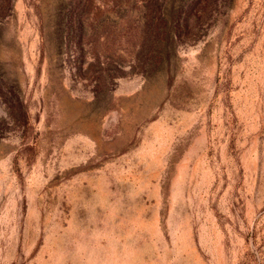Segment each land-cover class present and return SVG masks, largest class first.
<instances>
[{"label": "rangeland", "instance_id": "1", "mask_svg": "<svg viewBox=\"0 0 264 264\" xmlns=\"http://www.w3.org/2000/svg\"><path fill=\"white\" fill-rule=\"evenodd\" d=\"M5 1L0 264H264V0Z\"/></svg>", "mask_w": 264, "mask_h": 264}, {"label": "trees", "instance_id": "2", "mask_svg": "<svg viewBox=\"0 0 264 264\" xmlns=\"http://www.w3.org/2000/svg\"><path fill=\"white\" fill-rule=\"evenodd\" d=\"M119 1L120 0H114V2H112V6L113 7L120 6L121 4L119 3ZM171 1L174 2L177 0H171ZM211 1H215V0H208L206 5L212 6ZM142 2L144 3L145 8H146V10L144 11L145 19L146 18L149 19L151 16L150 22L151 24L153 22L154 26L152 24V27L150 26L151 28L149 29L144 28L145 29L143 31L144 37H143V43L141 45V48L145 52H143L142 50L140 52V55H138V57L140 60L144 56L145 53H151V56L149 57L147 61L148 66H151L152 62L154 61L152 54L153 52L157 53V45L159 44V39L161 38V36H166L169 42L168 44L170 45L171 41L173 43V40H176L177 38L180 37V32L186 33L187 30L189 32V27H191V29L193 28L192 26L194 25L195 20L194 18L192 19V16L189 13V10L190 9L193 10L194 6L193 5L189 6L188 7L189 10L187 11V9H184V7H182L181 3H180L181 5L180 8H177V6L175 5V2L172 7L169 6V3L164 4V5L159 4L160 0H142ZM177 2H180V1H177ZM4 3H6V1L0 4V34H1L2 25L4 22L1 16L2 10L5 7ZM78 10H80V7ZM80 14H82V12L78 13V15ZM74 25H77L78 29H82L83 27V23H80L79 21L78 23L74 22ZM152 30L155 31L156 35L152 34Z\"/></svg>", "mask_w": 264, "mask_h": 264}]
</instances>
